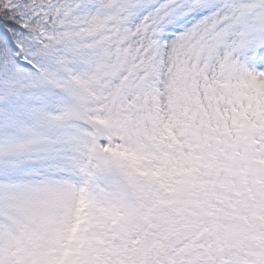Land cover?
<instances>
[{"label": "snow or ice", "instance_id": "snow-or-ice-1", "mask_svg": "<svg viewBox=\"0 0 264 264\" xmlns=\"http://www.w3.org/2000/svg\"><path fill=\"white\" fill-rule=\"evenodd\" d=\"M0 264H264V0H0Z\"/></svg>", "mask_w": 264, "mask_h": 264}, {"label": "rangeland", "instance_id": "rangeland-1", "mask_svg": "<svg viewBox=\"0 0 264 264\" xmlns=\"http://www.w3.org/2000/svg\"><path fill=\"white\" fill-rule=\"evenodd\" d=\"M103 224V223H102ZM114 224V222L112 223ZM130 225L122 228L121 241L116 244L108 235L101 236V243L105 250L110 254L112 252L119 253L124 258L135 259L137 256L146 257L155 252V242L160 239V228L155 222L132 221ZM107 228H113L111 224L106 225ZM180 233L176 236V248L186 244L190 240L189 233L185 230H179ZM173 232V231H172ZM171 232V233H172ZM103 234V233H102ZM183 236L187 238L184 239ZM111 240L114 244H111ZM173 241V236L169 235L167 244Z\"/></svg>", "mask_w": 264, "mask_h": 264}, {"label": "trees", "instance_id": "trees-1", "mask_svg": "<svg viewBox=\"0 0 264 264\" xmlns=\"http://www.w3.org/2000/svg\"><path fill=\"white\" fill-rule=\"evenodd\" d=\"M98 225H100V224H98ZM128 225H130V224H128ZM131 226V225H130ZM117 225H115L113 228H107V226L105 225H103L102 224V231H101V233H103L102 235H105V236H107L108 237V235L112 238V240L116 243V244H118L119 245V241H121V234H122V228L123 227H120L119 228V230H117ZM180 233V231L179 230H173V232L172 233H170V235L171 236H173V241L170 243L169 242V247H173L174 245H175V243H176V236L178 235ZM109 238V237H108ZM110 241V243L111 244H114V245H116L115 243H113L111 240H109Z\"/></svg>", "mask_w": 264, "mask_h": 264}]
</instances>
